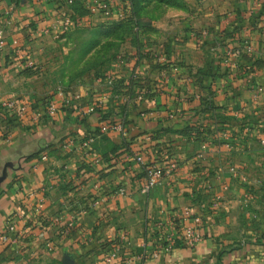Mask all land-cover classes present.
Instances as JSON below:
<instances>
[{
    "label": "crops",
    "instance_id": "obj_1",
    "mask_svg": "<svg viewBox=\"0 0 264 264\" xmlns=\"http://www.w3.org/2000/svg\"><path fill=\"white\" fill-rule=\"evenodd\" d=\"M127 1L0 0V101L59 107L35 124L0 119V232L21 213L0 264H264V0H143L121 34ZM62 9L90 31L77 60L91 65L49 91L31 51ZM149 162L166 174L144 191ZM184 208L201 239L165 252Z\"/></svg>",
    "mask_w": 264,
    "mask_h": 264
},
{
    "label": "built area",
    "instance_id": "obj_2",
    "mask_svg": "<svg viewBox=\"0 0 264 264\" xmlns=\"http://www.w3.org/2000/svg\"><path fill=\"white\" fill-rule=\"evenodd\" d=\"M72 0H63V5H68ZM101 7L106 6V0H100ZM128 2V1H127ZM72 13L67 10H60L58 13L51 17L46 23L39 27L40 35H50L58 37L61 32L68 30L72 25L76 23V19L72 17ZM5 45V36L3 31L0 30V50ZM233 56H237L238 52L232 53ZM103 77H98L97 81L101 82ZM105 80L110 83L111 77L106 75ZM58 97L62 100L67 99L64 91L61 88H57ZM58 105L54 98H48L44 101L31 105L29 102L19 103L16 99H4L0 101V119L7 122H19L22 120L37 123L43 116L54 117L58 113ZM93 105L87 107V111L93 110ZM81 110H83L81 108ZM112 129L123 134L124 126L122 119L113 122ZM89 139L88 141H90ZM86 141V144L88 143ZM264 144V139L261 141ZM44 158V157H43ZM139 162L143 161L141 155L136 157ZM146 180L143 186L144 191H149L155 184H157L163 176L166 174L164 166L156 164L154 162L146 163ZM119 193H124L123 189H119ZM32 195V194H31ZM20 212H14L11 214L5 224V228L0 232V241L6 242L8 239H16L17 232L15 230L14 220L20 218ZM201 223V217L195 214L189 208L175 213L169 221V233H165L164 240L160 243V249L167 252L176 242L181 243L186 247H193L200 239L199 225ZM146 253L143 252V256Z\"/></svg>",
    "mask_w": 264,
    "mask_h": 264
},
{
    "label": "rangeland",
    "instance_id": "obj_3",
    "mask_svg": "<svg viewBox=\"0 0 264 264\" xmlns=\"http://www.w3.org/2000/svg\"><path fill=\"white\" fill-rule=\"evenodd\" d=\"M156 1L162 4H167L158 0ZM136 2L137 4L141 5V0H136ZM72 17L76 19L75 15H72ZM72 27L64 32H61L57 38H55L52 34L44 36L40 35L41 37L36 39L38 43L36 44V47H34V52L31 51L35 61V65L32 70L35 72V74H37L35 75V78L32 77V79H37L40 81L39 83H46L49 91H55L56 87L59 85L66 86L67 83H71L74 80L71 79L72 76H76L80 71L85 72V70L89 68V65H91V63H89L84 66L85 64L82 65L78 63L77 60L85 54V46L83 45L86 44V42H88L92 37L91 33L90 31L86 30L72 29ZM64 35L70 39V45H64L66 40L61 38ZM95 36L98 37L99 34H96ZM43 46L45 49H49V57H46L50 59L42 56L43 52H41V49ZM46 61L47 63L44 64L43 62ZM46 65H48V67ZM41 72H43V74L47 73L45 74L46 76H42ZM82 79L83 81H88L86 73H84ZM42 100L41 94H32L29 103L34 105L35 103L41 102Z\"/></svg>",
    "mask_w": 264,
    "mask_h": 264
},
{
    "label": "trees",
    "instance_id": "obj_4",
    "mask_svg": "<svg viewBox=\"0 0 264 264\" xmlns=\"http://www.w3.org/2000/svg\"><path fill=\"white\" fill-rule=\"evenodd\" d=\"M143 0H141L142 2ZM160 2H164V3H167L169 5H176V6H179L181 4V2L179 0H158ZM139 4H137L136 0H128V14L126 15V17L122 20H119V21H116L114 22L118 27H116L117 29L118 28H121L124 24H127V28H128V31L130 32V28L132 29V27H138L139 28V25H140V19H139V16H138V10H139ZM124 27L121 28L120 32L121 34H123L124 31ZM116 32V30H115ZM134 33V32H133Z\"/></svg>",
    "mask_w": 264,
    "mask_h": 264
}]
</instances>
